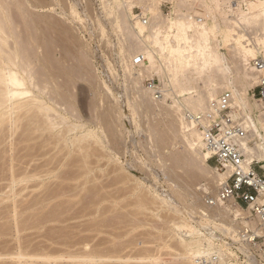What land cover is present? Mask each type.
I'll return each instance as SVG.
<instances>
[{
    "label": "bare ground",
    "instance_id": "6f19581e",
    "mask_svg": "<svg viewBox=\"0 0 264 264\" xmlns=\"http://www.w3.org/2000/svg\"><path fill=\"white\" fill-rule=\"evenodd\" d=\"M82 1H84V0H81V2ZM112 1L114 2V0H112ZM138 1H139V3H142V2H145L146 0H138ZM161 1L162 0H150V3L144 8L146 11L145 13L149 12L151 15V17L149 16L150 20H148V23H144V21L138 19V16H133L131 18V16H130V9H131L130 2H129V4L119 5V7L116 11L111 10V12H112L111 14L115 17V19H112V21L115 20V22H116L115 28H116V31H118L119 35H120V37L118 35V38L121 40V43H120L121 53L122 54L126 53V57H127V58L125 57L124 62L123 61L122 62L124 64V70L126 72L125 73L126 78L129 81V83L131 84V91L133 93L132 95H134V97H135V100H133L134 101L133 104H135L134 106L142 107L145 112H149V111H151V109H153V111L155 112V110L159 109L157 114L159 112L164 113L166 116V119L169 122L168 126H171L173 129V136H172V137H174L173 144L174 143H175V145L181 144V146L183 148V149H180L178 151H175L176 153L173 154V159L175 158L174 159L175 161L173 162V160H171L173 162V164L171 163V165H169V166L165 165V169L163 171L164 176L166 178L165 183L167 182L169 184V186L171 188V192H169L167 194H163L161 192L159 194L156 191L158 188L155 191L154 190L152 191L151 186H149V188H150L149 189V188L145 187L144 184L139 182L138 186L139 185L140 186L139 187L137 186V188H139V190L141 191V194H139L140 196H139V200H138L139 203L138 204L143 207L144 204H145L144 206H146L147 203H150V204L157 206L156 210H158L160 208L164 209V208L168 207L169 210L174 211V213L176 214V218L174 220H171L173 224L171 225L172 231L170 232V233H172V235L171 234L170 235L173 237V239L176 238L177 243L180 246L179 248L182 249V251L180 250V252H179V250H178V252H177L178 253L177 255H179L184 260V262H182V259L180 258L181 263H183V264H200L198 261L199 257H202L203 255L209 256L210 254L215 252L220 257V264H243L242 262L240 263V261L237 260V258L234 256L233 253L231 254V252L226 250V248L230 245V242L225 240L224 237H221L220 234L218 235L219 232L217 233V231L225 233V235L229 236V238L232 241L240 243L239 236H238L239 235L238 234L239 229L241 227H244V228L245 227H252V228L257 229V222H256V220H254L250 217L249 209L246 210L241 205L235 204L236 202L232 199L229 201L217 203L215 205H210L208 203V201L206 200L208 197L205 195L204 198H202V202L201 201H200L201 203L198 202V199H201V198L199 195H197V193H194L191 191L192 190L191 187L194 184H196L197 182H200V180H202L203 178L204 179L207 178L208 183L205 185L206 186L205 189H209V188L213 189L215 192L211 197L214 198V196H216L218 193V189H219L220 184L227 177L229 171L223 170L217 166H215V167L211 166V164L208 162L209 153L204 150V145L202 142L201 134L199 133V131L197 129L190 127V125L184 121L183 110L185 108H187V109H190L191 111H195V112L202 111L207 107L208 102L211 99L217 97L220 93H222L225 90L232 91L237 104H239V105L247 104L248 107L251 109H252V105H255V107L260 108V104H258V103L251 104L247 100L246 97L248 95L249 88L252 86V84L254 85V83H256L258 81V78L261 76V74H264L263 70L258 71L253 66V64H251L252 59L264 57V0H248L246 10H241V12H239V14L237 16H232L231 14H229V15L227 14L228 16L227 15L221 16V14H219L218 10H217V7L219 6L220 0H174L176 2V5H175L176 8L174 10L175 11L174 12L175 17H169V16L166 17V15L161 12V10L159 8V3ZM171 1H173V0H171ZM63 2H57V3L59 4V3H63ZM57 3H56V0H0V135H2L1 132L4 130L3 128H7L4 125H7L8 126V132L7 131L6 132L8 133L9 138L10 137L13 138V136L16 135L17 130L20 128L19 126L22 124L20 121L22 119H24V116H26L28 114L26 117L27 123L29 122L28 126L31 124V127H32V124H33L34 128H31V127H28L30 129L27 128V130L30 131L29 134H28L29 131L26 132L28 134V136L26 135L25 132H23L25 134H22V136L20 134V136L22 137V139L19 137V139L21 140L20 142H22L23 140L27 141V142L30 140L35 141L37 139L39 140L40 138H42L41 139L42 143H37L35 141V143H37L39 149L36 150L35 146H37V145L36 144L34 145V143L28 147L30 149L35 148L34 152H36L37 154L39 153V155H40V152L42 151V149H44V151H42L44 153L46 151L50 152V151L55 150V152L53 151L54 155H52L53 154L52 152L50 153V155H52V157H49V159H46L47 156H49V154L47 155L48 152L45 154L46 158H44V159H46V161L44 160L45 162L43 161L44 163L42 165L40 164V167L37 166V164L39 162H36L37 164H36V166L33 165L32 166L33 168L30 167L31 168L30 170L28 167L29 173L31 175L33 174L32 177H35V176L38 177L39 176V178H40V177H42L41 172L42 173L44 172L43 175H46L48 177L53 176L54 178L56 177L55 181H56V179H58V177H63V178H59L60 182L62 180L61 184H60V182L59 183L57 181L55 182L56 184H58V185H56L57 187L58 186L61 187L60 185H62V183H64V182L66 183L67 179H71V180L77 179L78 180L79 178L83 179V177L84 178L87 177L89 175V172H91V170L87 171L86 169L87 168L92 169L91 165H90L91 166L90 168L87 166V168L82 169L80 172L78 171L76 174L74 172V175H73L74 177H72L73 172L70 173V171H69V173H66V171L63 168H67L68 166L67 167H63V166L68 165V164H66L63 161L66 160L65 158L67 157V154L69 153V151L72 153L75 150V148L77 147V150L79 151V153L82 152L84 154V152H85V154H84L85 159L83 161L86 163L85 165H88L86 160H88V162H89V159H86V158L89 156L88 154L91 153V152L88 153L89 148H92L93 147L92 144L94 142H98L99 139H98V135L95 133L94 130H91V129H86L88 131L85 130V124H80V123L78 124L76 122H73V123L69 122L68 123V121L70 120L69 115L74 117L75 114H73V113H75V112H73V111L76 110L75 109V102H74V98H73V92H71V90L69 88L70 84L74 81V78L76 76L77 77L78 76L79 77H81V76L85 77L86 76L87 79L89 78L91 83L95 85V83L93 81H96V78L93 75L94 73L92 74L93 71L89 68L90 63L92 64V62L89 60L90 58H92L91 51H90L89 47L86 46L87 42L85 43V41H84L85 39L83 40L82 38H80L79 34L76 32V30L78 28L76 29V28L72 27V25L65 23L63 20H65L66 18L63 20L60 18H53L52 19V17H50V16L48 17V16H46V14L43 15V13L41 14V13L36 12V9H39V8H52L53 10H56V7H57L56 5H58ZM90 3H91V1H90ZM90 3L87 2L88 5L86 4L87 5L85 8L86 11L93 10V9H91L92 8L91 5H89ZM74 4H76V3L74 2ZM63 6H64V4H63ZM73 7H72V9H73ZM185 7H188L186 12H181V8L184 9ZM194 7L203 8V11H205V12H203L204 13L203 16H206L207 18H212L211 19V20H213L212 24L209 22V20H207V21L205 19L202 20L201 18L203 16L201 17V15H200V17L197 16L198 18L201 19V20H198L195 17L197 15V13L194 14L195 12L193 11ZM62 9H64V7H62ZM72 9H70V11H72ZM196 9L197 8H195V11H196ZM65 10H63L62 12H64ZM66 12H67V10H66ZM74 13H75V11H74ZM92 13L94 14L93 11H92ZM92 13H90V14H92ZM199 13L201 14L202 12H199ZM217 14H219V16H221L220 20H218ZM86 15L88 16L87 12H86ZM168 15H170V14H168ZM72 16H74V15H72ZM84 19H85V17H84ZM41 22L44 24L45 28H47L49 30V33H46L44 31V29H42L40 27ZM193 28H194V30H192V31H194V32L191 33L190 29H193ZM212 32L215 34H212ZM102 33H103L102 36H104L105 32H102ZM210 34H212V36ZM213 35H215L214 36L216 38V39L214 38L215 40H217V37L219 39V40H217V42L214 41L215 43H213V41L212 42L210 41L211 38L213 39ZM102 36L100 35V38H103ZM102 40H104L101 42V43H103L102 45H106L107 44L106 42L108 41V39L106 38V39H102ZM108 43H110V42H108ZM222 48H224L228 51L227 53H229L230 57H228L224 52H222ZM56 54H60V56L57 57ZM138 54H142L145 57V61L141 65L136 66L133 64V62H134L135 57ZM69 65L73 66L72 69L69 68L70 67ZM155 74L157 75V77L158 76L160 77V78H158L159 80L161 79L162 76H164V74H166L168 76V80L162 79L160 81H162L164 83L166 89H169L170 87L172 88L173 104H168V102H166L165 100H162V101L156 100L153 97L151 91L146 86H144L142 84L144 77L151 76V78H153L152 76L155 77ZM60 78L61 79L64 78L63 81L65 80L64 81L66 83L65 85H64V82H61ZM59 79H60V81H59ZM200 79H201V81H200L201 83L203 81L205 82L204 83L205 88H204V86H202L199 83ZM58 81L61 82V84L58 83ZM169 81H170V83H168ZM67 84H69V87L67 86L68 88L65 87ZM107 89H104V90H107ZM95 94L96 93H93L92 95H95ZM93 101L91 100V102L94 105L95 102H93ZM91 106H92V104H91ZM95 106H96V103H95ZM129 107L132 108L131 106H129ZM77 110H78V108H77ZM77 115L78 114H76V116ZM123 115H125V114H123ZM101 116L104 117V118H101V122L103 124L107 123L108 121L106 122V120H105L108 117L107 114L103 113ZM94 119L95 118L91 117L88 121V123H89L88 125H90L91 127L93 126L91 124L95 122ZM102 120L105 122H103ZM262 121H263V119L262 120L260 119V123ZM22 122H23V120H22ZM166 123H164V124H166ZM111 125H109L107 123L106 125H103V127H102L104 132L106 133V135H104L106 138H111L112 136L114 138V135H115L114 129L115 128L113 127L114 128L113 129L111 127ZM173 126H174V128H173ZM254 126L257 128V124L255 121H254ZM263 126H261V127L264 129ZM156 127L157 126H155V128ZM171 127H169V128H171ZM21 129H22V125H21L20 130ZM81 129H84L86 132L80 131ZM172 129H169V130H172ZM152 130H154V129H152ZM22 131H23V129H22ZM73 132L74 133L81 132V134H79V135L75 134V135H72L73 136L72 137L71 134ZM17 133H19V132H17ZM164 133L167 134L166 132H164ZM50 134H51V136H50ZM168 136L158 137L159 139L157 142L160 141L162 143V144L160 143V145H163L162 146L163 149L167 145L166 142H169V140L171 139V137H170L171 135H168ZM3 137H4V135H3ZM70 137H72V138H70ZM116 137H117V135H116ZM261 137L264 138V136H262V135H261ZM12 138H10L11 141H9L10 143H8L9 145L12 146L11 149L9 146V150H10L9 155L10 156H12L14 154V151L16 153V151L18 150V149L16 150V148H14L15 146L13 147L14 139L16 140L17 137L14 138L13 140H12ZM167 138L169 139L168 141H167ZM4 140H5V138H4ZM114 140H115V138H114ZM17 141H15V143ZM1 142H2V140H1ZM6 142H4V143H6ZM84 143H86V144H84ZM94 144H96V143H94ZM156 144H159V143H156ZM164 144H165V146H164ZM16 145H17V143H16ZM49 145H52V147L54 146L56 149L55 148L52 149V147ZM71 145L74 147V149L71 148L72 147ZM46 146H49L50 149H47ZM23 148L27 149V147L22 146L21 149H23ZM160 148H161V146H160ZM21 149H19V150H21ZM65 149H68V150L70 149V150L69 151L66 150L64 153L63 151ZM71 149H73V150L71 151ZM246 149L250 154H253V155L256 154L258 156V158H260V159L264 158V144H259V151H257V152L254 151L249 146H246ZM6 151H7V149H6ZM12 151H13V153H12ZM32 151H31V154H33V158H34V156L36 157L37 154L34 155L35 153H32ZM25 152H27V151H25ZM66 152H67V154H66ZM44 153H42V154H44ZM82 153L80 155H82ZM22 154H23V156H21V158L23 157V159H25V158L32 159V156H31V158H28L29 157L28 155H31L30 153H27L28 155L26 157L24 155V152H22ZM59 154L61 156L58 157ZM9 155L7 154V156H9ZM14 155L12 157H14ZM65 155H66V157H65ZM69 155H68V157H69ZM5 156H6V154H5ZM42 157H44V155H42ZM42 157H41V159H42ZM169 158H167V159L169 160ZM250 158H251V156H249V159ZM9 159H10L9 161L11 163V161H13V158L9 157ZM34 159H36V158H34ZM78 159H83V157L82 158L79 157ZM19 160H22V159H19ZM67 160H69V159L67 158ZM26 161H28V160H26ZM19 162H21V161H19ZM32 162H34V161H32ZM77 162H78V160H77ZM84 162H81V163L83 164ZM10 163H9V165H10ZM25 163H27V162H25ZM29 163H30V160H29ZM13 164L14 163L12 162L11 163V165H12L11 170L10 169L8 170L12 173L15 171L14 169L16 168V167L13 168ZM21 164L24 165V163H21ZM70 165H72V164H70ZM73 165H75V164H73ZM83 165H81L82 166L81 168L86 167ZM161 165L162 164H160V166ZM28 166H29V164H28ZM162 166L164 168V165H162ZM18 167H20V166H18ZM23 168H25V167H23ZM61 168L63 169V171L60 170ZM69 168H71V167H69ZM177 168L185 169V171H183V172H186V175H180L181 173L177 172ZM12 169L14 171H12ZM26 170L27 169L25 168L24 171L28 173V171H26ZM15 172H14V174L16 176V174H18V173L17 172L15 173ZM12 173H10V177H11L12 183H14L16 180L13 179L15 176H14V174L12 175ZM39 174H41V175H39ZM183 174H185V173H183ZM11 175L14 177L12 178ZM20 175L21 176L24 175V177H25V173H23V174L21 173ZM124 175H122V176H124ZM207 175H208V177H207ZM29 176H26L25 178L27 179ZM0 177H1V175H0ZM37 177H35V178H37ZM126 177H124V179L122 180L123 182H124V180H126L125 179ZM22 179H24V178H22ZM88 179H86V183L88 182ZM97 179L95 178V181ZM120 180H121V177H120ZM127 180H128V177H127ZM95 181H94V183H95ZM102 181H103V179H102ZM44 182L51 183L50 181H44ZM106 182H107V179H106ZM125 182H127V181H125ZM15 183H17V182H15ZM40 183L41 182H39V185H40ZM75 183H76V185L77 184L79 185L78 186L79 189H76L77 187H76V185H74ZM75 183L73 184L75 188L74 187L73 188H74V191H76V192H74L72 190L74 193L72 195H74V197H77V199H78V193H80V192L86 193V192H83L82 189H84V186H81L82 185V184H80L81 182L77 183L75 181ZM92 183H93V181H91V184ZM105 183L103 184L101 182V184L103 186L105 185ZM39 185H37V186L39 187ZM49 185L50 184H48V187H51ZM71 185H72V183H71ZM12 186H9V187H11V189H14V188H12ZM14 187H16V186H14ZM63 187H64V185H63ZM58 188H57L58 193H59V190L61 189L60 193L62 194V192L64 190L62 189V187L60 189H58ZM97 188L100 189V187H97V186L94 189H97ZM43 189L44 188L40 189V191ZM91 189H90V191H91ZM54 190H55V188H54ZM54 190L48 191V193L50 192L49 193L50 195L48 193H47L48 194L47 196L43 194L44 196H46L45 201L50 203V201H52L51 200L52 198L55 199L58 196V195H56L58 193L56 192V194H55ZM69 190H71V189H69ZM96 191H94V192L96 193ZM98 191H101V190H98ZM104 191L106 192L105 189H104ZM109 191L110 190H108L107 192H109ZM44 192L46 194L47 191H44ZM51 192L52 193L54 192V193L51 194ZM87 192H89V190ZM70 193H72V192H70ZM54 194L56 197L54 196ZM69 194H68V196H69ZM97 194H99V193H97ZM100 194H101L103 199H101V197H98L99 195L97 196L96 194L95 195L98 198L95 200L92 199L93 201H95L96 204H97V202L100 203L101 200L104 201V199L106 198V197L104 198L105 195L104 196L102 195L104 193L100 192ZM39 195H40L39 197H41V194H39ZM65 195L64 196L61 195V196L65 197ZM84 195H82V196H84ZM36 196L37 195L35 194V197ZM50 196H51V199H48V200H50V201H48L47 197L50 198ZM61 196L59 198H62ZM68 196H67V199H69ZM106 196H107V194H106ZM70 197H71V195H70ZM110 197H111V195L108 196V198H110ZM115 197H114V199L118 200V199H116L118 197H116V198ZM90 198H91V195H90ZM190 198L192 200H194L192 203H190L192 200L188 202V199H190ZM33 199H31L30 202H32ZM36 199H34V201ZM41 199H42V201H44L43 199H45V198L41 197ZM98 199H100V201ZM62 200L63 199H61V202H62ZM72 200H74V199L72 198L71 201ZM76 200H75V202H76ZM96 200H98V201H96ZM107 200L108 199H106V201ZM15 201H14V203H15ZM71 201H69V202H71ZM84 201H86V200H84ZM37 202H41V201L39 200ZM53 202L54 201H52L51 203L53 204ZM145 202H147V203H145ZM49 203H47V204H49ZM67 203H68V200H67ZM226 203H228V204H226ZM28 204L29 203H27L26 205H28ZM35 204H33V205L31 204L32 205L31 207L34 208ZM52 204H50V205H52ZM55 204H57V201ZM58 204H59V202H58ZM78 204H76V205H78ZM90 204H91V202H90ZM98 204H97V206H99ZM188 204H191L192 208H195V207H193L195 205H196V207H200L198 211L195 210V209H197V208H195L194 211H191V213H189L191 217L187 216L186 213L188 211L184 210V208L186 206H188ZM15 205H16V203H15ZM38 205L42 206V204H40V203ZM38 205L36 204V206H38ZM46 205H44L43 207H45ZM62 205H64V203ZM62 205L60 207L63 208L67 204L64 206H62ZM71 205H72V203H71ZM113 205H115V204H113ZM47 206H49V205H47ZM84 206L85 205H83L82 207H84ZM88 206H90V205H87V207ZM15 207H13V208H15ZM31 207H30V210H31ZM58 207H59V205H58ZM92 207H94V206H92ZM90 208H91V206H90ZM42 209H45V208H42ZM13 210L15 211V209H13ZM51 210H53V209H51ZM51 210L49 209V211H51ZM55 210H56V208H55ZM55 210L53 212H55ZM57 210H59V209H57ZM71 210H72V208H71ZM71 210H69V212ZM86 210H88V208ZM62 211L64 213V210H62ZM16 212H18V211L16 210ZM27 212H29V210ZM42 212L44 213V211H42ZM194 213H197L196 215H200L199 219L198 218L196 219L195 215H194L195 217L193 216ZM11 214L12 215L14 214L13 217L14 216L16 217L18 213L16 215H15V213H11ZM39 214H40V212H39ZM80 214H82V213H80ZM31 215H32V213H31ZM44 215H45V213H44ZM48 215L49 214H47L46 216H47V218L50 217L49 218V220H50L51 216L49 215V217H48ZM29 216H30V214H29ZM40 216H41V214H40ZM56 216L57 217L55 218V215H53L54 218H52V219L54 221H55V219L57 220V218L59 219L58 216H60V215H56ZM239 216L240 217L242 216L241 220H238ZM43 217H45V216H43ZM66 218L68 219V217H66ZM206 219L207 220L210 219V220H212L211 222H215V223L210 224V223L205 221ZM15 220H16V218H15ZM210 220H208V221L210 222ZM16 221H18V220H16ZM18 222H17V224H18ZM194 223H196V224H194ZM86 228H88V227H86ZM92 231L93 230H91V232ZM80 232L81 231H79V234H80ZM75 237H76V234H75ZM91 237H94V236L91 235L90 238ZM90 238H87V239H90ZM65 240H66V238H65ZM83 240L85 241L86 239H83ZM65 242H67V241H65ZM71 243H72V241H71ZM76 243H77V241H76ZM85 243H88V242L86 241ZM77 244L79 245V243H77ZM103 245H105V244H103ZM123 245L126 246L125 244H123ZM72 246H74V245H72ZM89 246L86 248V249H88V248L89 249L87 250V252L84 255H82L81 253H80L81 255L72 254V252H70V249H69V251H67L68 249L66 250L67 252H70V253L60 254L61 256H58V255L50 256V254L48 255L47 253H46L47 255H43V254L42 255L41 254L40 255H37V254L33 255V254H29V253L25 252L23 249H19L16 252H13V254H10V253H9V255H7L8 253L6 255L2 254L3 256L0 254V259H6V260L9 259L8 261L11 260V262H12V260H15V261H13L14 264H38L39 262H43L46 264H58L57 262H59L60 260H64V261L67 260L68 261L67 264H76L77 262L79 264H91V263L94 264V263L105 262V261L108 262L107 259H109V258H112V259L116 258L115 260H117V261L121 260L120 263L123 262L122 258H124V257H121L122 254L114 255V249H113V251H111V252H113L112 256L110 255V252L108 251L109 255L106 254V256H109V257H107L106 259H103L106 256L105 255L102 256V255L98 254L97 252L99 249L98 250L93 249L94 252L93 251L91 252ZM174 246H175V244H174ZM47 247H48V245H47ZM110 248H112V246ZM118 248H120V247H118ZM131 248L132 247H130V249ZM168 248L170 249V246ZM241 248H243V246ZM61 249H63V248H61ZM72 249H74V248H72ZM79 249H80V247H79ZM174 249H176V248H174ZM58 250L59 249H57L56 251H58ZM80 250L82 251V249H80ZM119 250H118V252L115 250L116 253H119ZM123 250H122V253L124 254ZM75 251H76V249H75ZM75 251L73 253H77ZM84 251L85 250H83V253H84ZM95 251H97V252H95ZM100 251H99V253H100ZM141 252H142V250H141ZM169 252H171V251H169ZM173 252H171V253L174 254ZM77 254H79V253H77ZM128 254L129 253L127 252L126 256ZM145 254H146V252H145ZM141 255H143V254H141ZM158 256H155V258L152 256L150 257L149 253H148V258L146 255H145V258L138 256L140 258H137V260L140 262L142 260H144V261L146 260V262H148L147 260H152L153 261L152 263H154L155 260L158 261V259L161 257V255H160V257H158ZM174 256L176 257V255H174ZM179 256H177V258ZM131 259L128 257H125V259H123V260H125V262H126V261H131ZM133 259L136 260V258H134V257H133ZM103 260H105V261H103ZM174 260H175V258H174ZM1 261H0V263H1ZM144 261L142 263H144ZM4 262H6V261H4ZM61 262H62L61 264L64 263L63 261H61ZM112 262H114V261H112ZM159 262H162V261H159ZM10 264H12V263H10ZM110 264H111V262H110ZM253 264H260V263L254 262Z\"/></svg>",
    "mask_w": 264,
    "mask_h": 264
},
{
    "label": "rangeland",
    "instance_id": "374dc122",
    "mask_svg": "<svg viewBox=\"0 0 264 264\" xmlns=\"http://www.w3.org/2000/svg\"><path fill=\"white\" fill-rule=\"evenodd\" d=\"M90 1L92 4L90 3ZM57 2H63V3L58 4ZM74 2L76 4H74ZM87 2L90 3L89 5H91V7H92L91 9H93V10L86 11L85 8L88 5ZM129 2L131 4V9H130L131 18L135 14H139L138 19L143 21V19L141 18V15H144L147 18V20H150V17H151L150 13L149 12L145 13L146 11L144 9L150 3V0H146L145 2H142V3H139L138 0H128V1L127 0H124V1L123 0H114V2L112 0L111 1L110 0H108V1L107 0L106 1L105 0H84L82 2H81V0H66V1L65 0H60V1L56 0V3L58 4V5H56L57 6L56 10H53L52 8L36 9V12L41 13V14L43 13V15L46 14V16H48V17L50 16V17H52V19L53 18H60L63 20L66 18L67 20L65 19L63 21L67 24L72 25V27H74L76 29L78 28L77 29L78 31L76 30V32L79 34L80 38H82L83 40L85 39L84 40L85 43L87 42L86 46L89 47V49L91 51V56H92V58H90L89 60L93 64L92 65L89 62L90 63L89 68L93 71L92 74L94 73L93 75L95 76L96 81H93L95 83V85H94L91 83L89 78L87 79L86 76L85 77H82V76L77 77L76 76L74 78V81L70 84V87H69V84H67L65 86L66 88L69 87L71 92H73V98H74L75 109H76L73 111V112H75V113H73V114H75V116L73 115L74 117H72L68 114L70 117L69 118L70 120L68 121V123L69 122L70 123L76 122L78 124L79 123L85 124V130L86 129L94 130L95 133L98 135L99 140H98V142H94L96 144H94V143L92 144L93 145L92 148H89L88 153L91 152L92 154L91 153L88 154L89 156L86 158V159H89V162H88V160H86L88 165H85L86 163L83 161L85 159V157H84L85 152H84V154L82 152L79 153V151L77 150V147L75 148L76 151L74 150L72 153L69 151L70 149L69 150L65 149L63 151L65 153V151L67 150V151H69V153L67 154V152H66L67 157L65 155L66 160L64 159L65 161H63L66 164H68V165L64 164L65 166H63V167H67V166L68 167L67 168L62 167V168L66 171V173H69V171H70V173L73 172L72 177H74L73 176L74 172L76 174L78 171L80 172L82 169L87 168V166L89 168L92 166V169H88V168L86 169L87 171L91 170V172H89V175L87 177H85L86 179L89 178L87 183H86V179L84 177H83V179L79 178L78 180L77 179H74V180L67 179V182L66 183L64 182L65 184L62 183V185H60V186L62 187V189L64 191L63 192L61 191L62 192V194H61L60 193L61 187L58 186L59 187L58 188L56 186L58 184H56L55 182L57 181L59 183L60 182L59 178H63V177H58V179H56V181H55L56 177L54 178L53 176L48 177L46 175H43L44 172L43 173L41 172L42 177H40V178H39V176L38 177L35 176L37 178L32 177L33 174L31 175L29 173V170L31 169L30 167H32L33 165L36 166V164H37L36 162H39L37 164V166L40 167V164L42 165L46 161V159H49V157H52V155H54L55 150H53L54 152L49 150L50 152L46 151L44 153V152H42V151H44V149H42V151L40 152V155H39V153L37 154L36 152H34L35 148L30 149L28 147V146L32 145L33 143H34V145L35 144L37 145V143H42V140H41L42 138H40L39 140L38 139L35 140L37 143H35L34 140H30L28 142L23 140L22 141L23 143L20 142L21 140L19 139V137L22 139V137H21L22 134H25L26 132H28L29 130H27V128L31 127V124L28 126L29 122L27 123L26 117L28 114L26 116H24V119H22L23 122H22V120L20 121L22 123V124L21 123L20 124L22 125L23 131H22V129L20 130V128H21V125H20L19 126L20 128L18 129L19 131L17 130V132H19V133L16 132V135H14L15 137L14 136H13V138L10 137V138H12V140L17 137L16 140L14 139L15 145L13 144V147L15 146L14 148H16V150L18 149L17 150L18 152L16 151V153H15V151H14V154H15V155L13 154L14 157H12L13 155L12 156L9 155V153H10L9 146H10V149L12 146L8 144V143H10L9 141H11L9 136H8V133H7L8 132V126L4 125L7 128H3L4 132L2 131L1 132L2 135H0V146H1L0 147V163H1L0 167L2 168V169L0 168V172H1L0 173V175H1V177H0V254L1 255L2 254L6 255L7 253H8L7 255H9V253L13 254V252H16L19 249H23L25 252H27L29 254H33V255H35V254H37V255H40V254L41 255L42 254L47 255L48 254L49 255L50 254V256H55V255L61 256L60 254H64V253L66 254V253H70V252H72V254H76V255H81V254L84 255L87 252V250L89 249V248L88 249H86V248L90 245L89 247H90L91 252L93 251V249L94 250L99 249L98 252L97 251H95V252H97L98 254H100L102 256H104V255L106 256V254H108L109 252H110V255L112 256L113 252H111V251H113V249H114V255L122 254L123 256L121 255V257H124V258H122V261H123L122 263H120L121 260L117 261V260H115L116 258L114 257L115 259H112V258L107 259L108 262L103 260L105 262H99V263H94V264H104V263L110 264V262H111V264H116L117 262H118L117 264H151L153 262L152 260H147L148 262H146V260L145 261L142 260L141 262L137 260V258H140V257L145 258V255L148 258V253H149L150 257L152 256L154 258H155V256L159 255L158 257H160V255H161V257L158 259V261L155 260L154 263H152V264H174L176 261L178 263L176 262L175 264H183L180 261L182 258L179 255H177L178 250L180 252V250L182 251V249L179 248L180 246L177 243L176 238L173 239V237L171 236L172 233H170L172 231L171 225L173 224L171 220H174L176 218V214L174 213V211L169 210L168 207L164 208V209L160 208L161 210L160 209L156 210L157 206L150 204V203H147V202H145V203H147L146 206H144L145 205L144 204L143 207L138 204L139 203L138 200H139V196H140L139 194H141V191L139 190V188H137L139 182L144 184V186L147 188H149V186H151L152 191L153 190L155 191L158 188L156 191L159 194L161 192L163 194H167V193L171 192V188H170L169 184L167 182L165 183L166 178L164 176L163 171L165 169V165L169 166V165H171V163L173 164V162L175 161L174 160L175 158L173 159V154L176 153L175 151H178V150L183 149V148H182L181 144H177V145H175V143L173 144V140H174V137H172L173 136V129L171 126H168L169 122L166 119V116L164 113L159 112L157 114L159 109L155 110V112L153 111V109H151L152 112L151 111L145 112L142 107H136V106H134L135 104H133L134 103L133 100H135V97H134V95H132L133 93L131 91V84L129 83V81L126 78V75H125L126 72L124 70V64H123V62L125 60L124 58L126 57V53H124V54L121 53V48H120L121 40L118 38L119 32L116 31L115 20L112 21V19H115V17L111 14L112 13L111 10L116 11L118 9L119 5L129 4ZM247 3H248V0H220L219 6L217 7V10H218V13L221 14V16H224V15L226 16L227 14L228 15L231 14L232 16H237L239 14V12H241V10H246ZM63 4H64V6H63ZM175 5H176V2L174 0L173 1L162 0L159 3V8H160L161 12L166 15V17H168V16L169 17H175V13H174L175 12L174 10L176 8ZM61 6L64 7V9H62ZM72 7L74 10L72 9ZM195 8H197L196 11H195ZM65 9L67 10V12ZM70 9H72V11H70ZM83 9L87 12L88 16L86 15V12ZM187 9H188V7H185L184 9L181 8V12H186ZM63 10H65L64 11L65 13L62 12ZM74 11H75V13H74ZM92 11L94 12V14L92 13ZM193 11L195 12L194 14L197 13V15L195 17L198 20H201V19L202 20L205 19L206 21L209 20V22L212 24V21H213V20H211L212 18H207L206 16H203V14H204L203 12H205V11H203V8L194 7ZM199 12H202V13L200 14ZM90 13H92V14H90ZM168 14H170V15H168ZM219 14H217L218 20H220V17H221V16H219ZM72 15H74V16H72ZM200 15H201V17L203 16L201 19L198 18V17H200ZM84 17H85V19H84ZM40 27L42 29H44V31L46 33H49V30L47 28H45V26L42 22L40 23ZM192 30H194V28L190 29L191 33L194 32ZM102 32H105L104 33L106 35V36L104 35L105 37L102 36L103 35ZM212 34H215V33L212 32ZM212 34H210V35L212 36ZM100 35L103 38H100ZM214 36L215 35H213V39L211 38V40H210L211 42L213 41V43H215V42H217V40H219L217 36H216L217 40H215L216 38ZM119 37H120V35H119ZM106 38L108 39V41L106 42L107 44L105 42L104 43L107 46L102 45L103 43H101L102 41H104L102 39H106ZM108 42H110V43H108ZM222 52H224L228 57H230L229 53H227L228 51L226 49L222 48ZM56 56L58 57V56H60V54H56ZM72 67L73 66L71 65L69 68L72 69ZM152 77L153 78H160L159 76L157 77L156 74H155V77L154 76H152ZM162 77L160 80H162V79L168 80V76L166 74H164V76H162ZM147 78H151V76H149V77L146 76L143 78L142 84L144 86H146L145 80ZM60 79H59V81H60ZM63 79H61V82L65 81V80L63 81ZM59 81H58V83L61 84V82H59ZM200 81H201V79L199 80V83L202 86H204V88H205V84H204L205 82L204 81L202 82L204 84L203 85ZM168 83H170V81ZM256 83H254V85L252 84V86L249 89L253 88L256 85ZM65 84L66 83L64 82V85ZM104 89H107V90H104ZM92 92L96 93L98 96L96 94L92 95L93 94ZM247 97H248V95H247ZM91 100L92 101L94 100L93 102L96 103V106H95V103L93 105ZM247 100H248V98H247ZM91 104L93 107L91 106ZM168 104H173V103L168 102ZM129 106H131L132 108H130ZM77 108H78V110H77ZM252 108H255V105H252ZM256 108L260 109L259 107H256ZM103 113L107 114V116H108L105 119L106 122L108 121L107 123L109 125L112 124L113 126L111 125V127L112 128L114 127L116 129L115 130L113 128L114 132H115V135H114L115 140H114L113 136L111 137L112 139L106 138L104 136V135H106V133L104 132L102 127H103V125H106L107 123L103 124L101 122V118L105 117L104 115H103L104 117L101 116ZM76 114H78V115L76 116ZM123 114H125V115H123ZM91 117L95 118L94 119L95 124L92 123L91 124V125H93L92 127L90 125H88L89 124L88 121ZM103 122H105V121H103ZM164 123H166V124H164ZM263 125H264V119L261 122V126H263ZM155 126H157V127L155 128ZM169 127H171V128H169ZM31 128H34L33 124H32ZM151 128L154 130H152ZM173 128H174V126H173ZM28 129H30V128H28ZM169 129H172V130H169ZM85 130L81 129L80 131H83V132L88 131V130H86V131ZM23 132H25V133H23ZM164 132H166L168 135H171L170 137L172 140L170 139L171 140L170 141L167 138V141L169 140L170 143L166 142L167 145L163 149V147H162L163 145H160L161 142L160 141L157 142V141L159 139L158 137L168 136ZM29 133H30V131L28 132V134ZM20 134H21V136H20ZM28 134L26 133L27 136H28ZM75 134L79 135V134H81V132H77V133L73 132L71 134V136L75 135ZM3 135H4V137H3ZM116 135H117V137H116ZM50 136H51V134H50ZM72 137H70V138H72ZM4 138H5V140H4ZM1 140H2V142H1ZM3 141L4 142L7 141V142L4 143ZM15 141H17L16 142L17 145H16ZM156 143H159V144H156ZM84 144H86V143H84ZM165 144H164V146H165ZM22 146L27 147V149L26 148L21 149ZM49 146L52 147V145H49ZM49 146H46V148L50 149ZM160 146H161V148H160ZM35 147H36V150L39 149L38 145ZM54 148L55 147L53 146L52 149H54ZM71 148L74 149L73 146ZM6 149H7V151H6ZM19 149H21V150H19ZM73 149H71V151ZM25 151H27V152H25ZM31 151H32V153H35L34 155L37 154L36 157L34 156V158H36V159L33 158V154H31ZM22 152H24L25 157L28 155L27 153H30L31 155H28L29 156L28 158H31V156H32L33 160L27 159L25 157H24L25 159H23V157L21 158V156H23ZM51 152L53 153L52 155H50ZM12 153H13V151H12ZM42 153H44V154H42ZM46 153H47V155L49 154V156H47V158L45 155ZM81 153H82V155H80ZM5 154H6V156H5ZM7 154L9 156H7ZM41 154L44 155V157H42ZM68 155H69V157H68ZM59 156H61V155L59 154L58 157ZM9 157L13 158V161H11V163L12 162L14 163L13 168L16 167L14 169L18 173V174H16V176L14 174L15 171L13 169H12V171H14L13 173L8 171L9 169L11 170V167H12V165L9 161L10 160ZM41 157H42V159H41ZM77 157L78 158L83 157V159H78ZM44 158H46V159H44ZM67 158L69 160H67ZM167 158H169V160ZM19 159H22V160H19ZM26 160H28V161H26ZM29 160H30V163L32 165L29 163ZM77 160H78V162H77ZM171 160H173V162ZM19 161H21V162H19ZM32 161H34L35 163ZM66 161L67 162L69 161V162L67 163ZM25 162H27V163H25ZM81 162H84L83 163L84 165ZM9 163H10V165H9ZM21 163H24V165ZM28 164H29V166H28ZM70 164H72V165H70ZM73 164H75V165H73ZM160 164L164 165V168L162 165L160 166ZM210 164H211V166L215 167V165H213L212 163H210ZM17 165L20 167H18ZM81 165L86 166V167L81 168L82 167ZM23 167H25L27 169L26 171H28V173L24 171L25 168H23ZM28 167H29V170H28ZM69 167H71V168H69ZM62 168L60 170L63 171ZM183 171H185V169L177 168V172L181 173L180 175H186V172H183ZM20 172L22 174L25 173V177L30 175L29 177L30 178L32 177V178L30 179L28 177L27 178L28 180H27L24 177V175H22V176L20 175L21 174ZM10 173H12V175L14 174L15 177L12 175L11 176H12V178L14 177L13 179H15L16 181L15 180L14 181L17 183H15V182H14L15 184L12 183ZM183 173H185V174H183ZM41 174H39V175H41ZM122 175H124V176H122ZM126 176L128 177V180H127ZM120 177H121V180H120ZM124 177H126L125 178L126 180H124V182L127 181L125 183L122 181L124 179ZM207 177H208V175H207ZM22 178H24L25 180ZM95 178L96 179L98 178L96 180L98 183L95 181ZM102 179L104 182L102 181ZM106 179H107V182H106ZM90 180L93 181L92 184H91ZM207 180H208L207 178H205V179L203 178L202 180H200V182H197L196 184H194L191 187L192 188L191 191L194 193H197V195H199L201 198V199H198V202H200V201L202 202V198H204L205 195L207 197L208 196L211 197L215 192L213 189H210V188L205 189V187H206L205 185L208 183ZM44 181H50L51 183H47ZM75 181L77 183L81 182L80 183V184H82L81 186H84V189H82L83 192L87 193V194L81 193V192L78 193V199H77V197H74V195H72V194H74L73 193L74 188H75L74 185H76ZM94 181H95V183H94ZM39 182H41L40 185H39ZM61 182H62V180H61ZM61 182H60V184H61ZM101 182L103 184L105 182L106 183L103 186L101 184ZM71 183H72V185H71ZM48 184H50L49 186H51V187H48ZM37 185H39V187ZM63 185H64V187H63ZM9 186H12V188H14V189H11V187H9ZM14 186H16V187H14ZM78 186L79 185L77 184L76 189H79ZM96 186L100 187V189H98V188L94 189V188H96ZM87 187L88 188L90 187V188L88 189ZM42 188H44L45 190L43 189L40 191V189H42ZM54 188H55V190H54ZM57 188L60 189L59 193L61 195L64 196L66 194L65 197L61 196L58 193ZM69 189H71V190H69ZM90 189H91V191H90ZM104 189L106 190V192L108 190H110V191L106 193L104 191ZM49 190L50 191L54 190L55 194L57 192L58 194H56V195H58V196L60 195L62 198H59L60 196L56 197L54 194V196L56 197L55 199L54 198L51 199L52 195L50 196V198L47 197V200L51 199L52 201H54L53 204L51 203L52 201H50V200H48V201H50V203L45 201L46 196L50 193V192L48 193ZM88 190H89V192H87ZM93 190L94 191L97 190L96 193ZM98 190H101V191H98ZM44 191H47L46 194ZM70 192H72V193H70ZM74 192H76V191H74ZM100 192L104 193L102 195L103 196L105 195L104 198L105 197L106 198L104 199V201L101 200L100 203L97 202V204L99 203L98 204L99 206H97V204L93 200L97 199L98 197H101V199H103ZM38 193L41 194L42 198H45V199H43L44 201H42V199H41V197H39L40 195ZM53 193L51 192V194H53ZM97 193H99V194H97ZM35 194L37 195L36 197H35ZM43 194L46 196H44ZM68 194H69V196H68ZM93 194L94 195L96 194L97 196L98 195L99 196L97 197L96 195L94 196ZM106 194H107V196H106ZM70 195L74 200L71 201L72 198L70 197ZM82 195H84V196H82ZM90 195H91V198H90ZM110 195H111V197L113 196L112 198L110 197L111 199L108 198V196H110ZM67 196L69 199H67ZM115 196L118 198H116ZM114 197L118 200H115ZM33 198L34 199L37 198L38 200L36 199L35 200L36 202H35ZM211 198H213V197H211ZM31 199H33L32 202H30ZM61 199L64 200V201L62 200L64 205L67 204L66 206L62 205L63 203L61 202ZM106 199H108V200L106 201ZM39 200L42 203L37 202ZM67 200H68V203H67ZM75 200H76V202H75ZM84 200H86V201H84ZM98 200L100 201V199H98ZM98 200H96V201H98ZM191 200H192L191 198L188 199V202ZM14 201H15L16 205H15ZM56 201H57V204H55ZM69 201H71V202H69ZM193 201L194 200H192L190 203H192ZM58 202H59V204H58ZM90 202H91V204H90ZM27 203H29V204L26 205ZM35 203L37 205L40 203V204H42V206L41 205L36 206ZM45 203L46 204L49 203V204H47L49 206H47ZM71 203H72V205L74 204L75 206L74 205L72 206ZM85 203L87 205H90L91 208H90V206L87 207V205ZM31 204L32 205L35 204L34 205L35 207L34 208L31 207L32 206ZM43 204L46 206L43 207L44 206ZM50 204H52V205H50ZM76 204H78L79 206ZM113 204H115V205H113ZM226 204H228V203H226ZM235 204H237V203H235ZM58 205H59V207H58ZM61 205L64 207L63 208L60 207ZM83 205H85L84 206L85 208L82 207ZM92 206H94V207H92ZM13 207H15V208H13ZM30 207H31L32 211L30 210ZM193 207H195L197 209L192 208L191 204H188V206H186L184 208L185 211H188L186 213L187 216H190L189 213H191V211H194V209L198 211L200 208V207H196V205ZM42 208H45V209H42ZM55 208H56V210H55ZM71 208H72V210H71ZM87 208H88V210H86ZM243 208L247 210V207H243ZM13 209H15V211ZM49 209L50 210L53 209V210L49 211ZM57 209H59V210H57ZM68 209L71 211L69 212ZM16 210L18 212H16ZM28 210L30 213L27 212ZM54 210L57 214L55 212H53ZM62 210H64V213ZM42 211H44L45 215ZM39 212H40L41 216L43 215L45 217H43V216L41 217ZM11 213H15V215L18 213L17 214L18 217L17 216L13 217L14 214L12 215ZM31 213H32V215H31ZM80 213H82V214H80ZM29 214L31 217L29 216ZM47 214H49L51 216L50 220H49V218H50L49 215H48L49 218H47V216H46ZM196 214L197 213H194L193 216L195 215L196 217L195 216L194 217L196 219L197 218L199 219L200 215H196ZM53 215H55V218L57 217L56 215H60V216H58L59 219L57 218L58 221L56 219H55V221L52 219V218H54ZM66 217H68V219ZM15 218L19 222L16 221ZM241 219H242V216L241 217L239 216L238 220H241ZM208 220H210V219H208ZM208 220L206 219L205 221L210 223V224L215 223V222H211L212 220H210V222ZM17 222H18V224H17ZM194 224H196V223H194ZM86 227H88L89 229ZM91 230H93V231L91 232ZM79 231H81L80 234H79ZM217 233H218V235L220 234L221 237H224L225 240H227L228 242L229 241L232 242V240L229 238V236H226L225 233L220 232V231H217ZM75 234H76V237L78 239L75 237ZM91 235L94 236L95 238L94 237L90 238ZM65 238H66V240H65ZM87 238H90V239H87ZM83 239H86V240L84 241ZM65 241H67V242H65ZM71 241L73 244L71 243ZM76 241H77V243H79V245L76 243ZM86 241L88 243H85ZM124 241L125 242L127 241V242L125 243ZM118 242L119 243L121 242V243L119 244ZM103 244H105V245H103ZM123 244H125L127 247L124 246ZM174 244L176 247L174 246ZM47 245L52 251L47 247ZM72 245H74V246H72ZM168 245L170 246V249L168 248L169 247ZM106 246L107 247L109 246V247L107 248ZM111 246H112V248H110ZM129 246L132 247L131 248L132 250L130 249ZM79 247H80V249H82V251L79 249ZM118 247H120V248H118ZM61 248H63V249H61ZM72 248H74V249H72ZM174 248H176V249H174ZM57 249H59V250L56 251ZM69 249H70V252H67V251H69ZM75 249H76V251H75ZM83 250H85L84 253H83ZM115 250L117 252L119 250V253H116ZM122 250L124 251V254L122 253ZM141 250H142V252H141ZM226 250L231 252V254L233 253L230 249V245L226 248ZM74 251L79 253V254L73 253ZM99 251H100V253H99ZM169 251H171V252L174 251L173 252L174 254H172ZM127 252L129 254L126 256ZM145 252H146V254H145ZM140 253L143 255H141ZM174 255H176V257ZM138 256H140V257H138ZM177 256H179V257L177 258ZM107 257H109V256H106L103 259H106ZM125 257H128L130 259L132 258V259H131V261L125 262V260H123V259H125ZM133 257L136 258L137 261L135 259H133ZM174 258H175V260H174ZM1 260L6 261L8 264H10V263L14 264L13 261H15V260H12V262H11V260L8 261L9 259L8 260L0 259V261ZM237 260L240 261V263L242 262L243 264H246L242 258H239ZM2 261H1L2 264H7L6 262H4V261L2 262ZM61 261L64 262L63 264L68 263L67 260H65V261L60 260L57 263L61 264L62 263ZM112 261H114V262H112ZM143 261H144V263H142ZM159 261H162V262H159ZM182 262H184L183 259H182ZM40 263L46 264L43 262H39L38 264H40Z\"/></svg>",
    "mask_w": 264,
    "mask_h": 264
},
{
    "label": "built area",
    "instance_id": "2783aa9c",
    "mask_svg": "<svg viewBox=\"0 0 264 264\" xmlns=\"http://www.w3.org/2000/svg\"><path fill=\"white\" fill-rule=\"evenodd\" d=\"M134 16L139 17V14ZM141 18L144 23H148L144 15ZM144 61L145 57L138 54L133 64L139 66ZM251 64L258 71H264V57L252 59ZM145 85L156 100L173 103L172 88L166 89L158 78H147ZM247 98L251 104H260V109L237 104L232 91L225 90L211 99L202 111L185 108L183 118L201 134L204 150L209 153L208 162L229 171L217 195L206 199L208 203L215 205L232 199L242 207H247L250 217L257 222V229H239L240 243L229 241L231 251L246 264H264V158L260 159L246 149L249 146L257 152L259 144H264V138L261 137L264 136V129L260 123V119H264V74L249 89ZM198 261L200 264H220V257L214 252L199 257Z\"/></svg>",
    "mask_w": 264,
    "mask_h": 264
}]
</instances>
